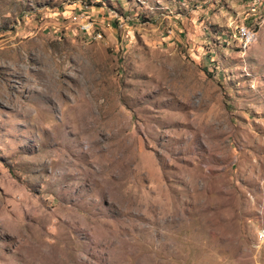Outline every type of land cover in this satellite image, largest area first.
I'll list each match as a JSON object with an SVG mask.
<instances>
[{
    "label": "rangeland",
    "instance_id": "1",
    "mask_svg": "<svg viewBox=\"0 0 264 264\" xmlns=\"http://www.w3.org/2000/svg\"><path fill=\"white\" fill-rule=\"evenodd\" d=\"M262 234L264 0H0V264H264Z\"/></svg>",
    "mask_w": 264,
    "mask_h": 264
},
{
    "label": "bare ground",
    "instance_id": "2",
    "mask_svg": "<svg viewBox=\"0 0 264 264\" xmlns=\"http://www.w3.org/2000/svg\"><path fill=\"white\" fill-rule=\"evenodd\" d=\"M239 37L242 47L247 49L257 40V33L253 30L242 28L239 32ZM261 236H263V234Z\"/></svg>",
    "mask_w": 264,
    "mask_h": 264
},
{
    "label": "built area",
    "instance_id": "3",
    "mask_svg": "<svg viewBox=\"0 0 264 264\" xmlns=\"http://www.w3.org/2000/svg\"><path fill=\"white\" fill-rule=\"evenodd\" d=\"M260 238H264V235H263V236H261Z\"/></svg>",
    "mask_w": 264,
    "mask_h": 264
}]
</instances>
